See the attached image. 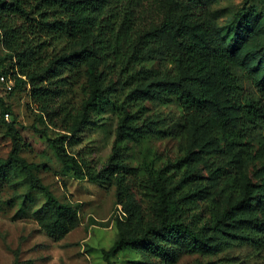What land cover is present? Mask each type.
I'll return each mask as SVG.
<instances>
[{
  "label": "trees",
  "instance_id": "obj_1",
  "mask_svg": "<svg viewBox=\"0 0 264 264\" xmlns=\"http://www.w3.org/2000/svg\"><path fill=\"white\" fill-rule=\"evenodd\" d=\"M260 1L264 4V0ZM131 2L0 0V29L12 44L8 59L16 61L13 63L16 86L29 87L31 97L48 108L63 97L70 84L67 80L84 69L88 94L82 109L72 118V125L65 129L72 136L94 123L93 114L110 111L120 115L118 143L148 138L153 129L140 126L127 107L151 101L161 106H177L188 113L190 122L204 121L210 130L222 132L247 149L251 147L252 140L264 129V48L252 53L244 51L254 44L257 18L250 12L244 13L220 34L205 14L204 0H172L164 22L144 33L138 46L124 54L122 32L128 35L131 22L124 8ZM62 40L72 41L79 48L54 55L46 63L44 46L48 41ZM157 55L172 69L156 81L150 76L139 77L142 74L128 77L129 93L125 103L120 104L100 66L106 64L105 68H109L110 61L130 73ZM10 136L14 149L7 160H0V180L13 174L24 175L30 192L41 193L46 198L35 216L51 239H63L76 224V211L61 203L37 178L39 166L20 156L21 135L11 129ZM46 137L58 159L78 180L114 179L123 187L129 171L147 175V179L140 180V186L150 199L152 220L146 228L137 230L141 216L126 206L135 234H121L109 250L103 251L108 264L125 249L140 251L159 261L158 264H174L185 254L213 255L241 242L255 244L259 234L264 233V220L257 214L259 208L264 210V193L254 198L250 183L244 196L231 208L214 211L210 224L200 226L196 222L198 215L193 213L198 191H181L186 180L196 181L193 174L175 183L163 169L150 165L130 169L120 150H115L105 167L96 171L67 153L65 144L70 140L69 135ZM248 156L253 158L251 153ZM180 164L181 161L177 168ZM227 183L234 186L233 180ZM239 212L247 213L249 218L238 221V231L228 230L235 226L231 222Z\"/></svg>",
  "mask_w": 264,
  "mask_h": 264
},
{
  "label": "rangeland",
  "instance_id": "obj_2",
  "mask_svg": "<svg viewBox=\"0 0 264 264\" xmlns=\"http://www.w3.org/2000/svg\"><path fill=\"white\" fill-rule=\"evenodd\" d=\"M204 1L205 14L220 34L242 14H253L258 21V30L253 46L244 51L252 53L264 48V4L260 0ZM171 4L172 0H132L125 6L131 22L128 35L122 32L124 54L138 46L144 33L164 22ZM120 27L121 24L118 29ZM11 48L12 44L0 29V160H7L14 149L10 134L11 129H15L22 138L20 156L29 164L40 167L36 170L37 178L61 203L76 211L77 221L63 239H51L35 216L46 202L45 196L30 192L24 175L13 174L1 179L0 264H108L103 251L109 250L121 234H135L126 206L141 216L136 224L137 230L146 228L152 220L150 199L140 186V180L147 179L146 174L129 171L123 187L114 179L99 182L78 180L58 159L46 135L52 139L69 135L70 140L65 144L67 153L96 171H101L115 150H120L130 169L145 165L163 169L175 183L193 174L196 181L186 180L181 191H198L193 213L198 215L196 222L200 226L210 224L214 211L231 208L244 196L247 184H251L249 190L254 192V198L264 193V129L247 149L222 132L210 130L204 121L199 124L190 122L188 113L177 106L144 101L127 108L136 116L140 126L153 129L154 133L148 138L118 143L120 115L110 111L93 114L94 123L72 136L66 134L65 129L72 125V118L79 113L87 98L85 70L68 79L66 83L70 84H67L63 97L44 108V104L31 97L29 87L16 86L13 74L16 61L8 59ZM74 48L79 46L72 41H48L43 48L44 59L47 63L54 55ZM112 64L109 61V68L104 64L100 70H105L107 83L113 87L122 105L129 93L128 77L142 74L139 77L150 76L156 81L172 69L161 55L130 73L123 72L122 65L116 67ZM44 109L47 111L43 112ZM232 180L234 186L227 183ZM257 214L264 220V210L259 208ZM248 218L247 213L239 212L231 222L235 226L228 230L238 231V221ZM257 239L255 244L241 242L213 255L185 254L174 264H264V233H260ZM158 262L131 249L123 250L112 259V264Z\"/></svg>",
  "mask_w": 264,
  "mask_h": 264
}]
</instances>
